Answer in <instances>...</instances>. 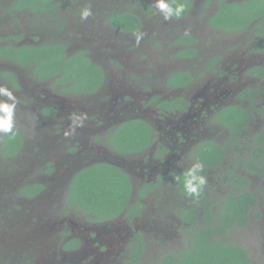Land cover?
I'll return each mask as SVG.
<instances>
[{
  "label": "flooded vegetation",
  "instance_id": "1",
  "mask_svg": "<svg viewBox=\"0 0 264 264\" xmlns=\"http://www.w3.org/2000/svg\"><path fill=\"white\" fill-rule=\"evenodd\" d=\"M188 1L191 6L187 14L174 20H185L196 7L193 1ZM220 1L216 0V8L207 18L209 25ZM119 4V0H0V49L60 42L66 56L81 55L87 59L84 63L96 67L101 76L99 85L92 92L64 91L59 74L43 77L34 73L35 61L21 66L15 60L0 56V86L9 88L17 98L14 131L22 139L14 155L0 157L10 159L24 150L35 151L41 163L53 165V169L48 170L44 166L39 182L34 179L22 182L21 192L29 184L37 182L42 185L37 198L45 191L56 192L65 198L78 171L99 163L112 164L110 160L118 163L115 166L130 181V207L124 213L99 221L86 215L85 223L72 226L61 221L59 227L52 229L59 239L57 251L60 257L56 264H71L69 258H78L79 261L97 258L104 251L113 256L125 253L130 256L136 236L140 235L144 243L143 231L149 227L147 219V224H138L144 215V199L154 200V191L159 183H173V175L196 162L194 154L203 143H218L215 139L221 126L233 135L220 120V113L230 106L248 110L249 118L240 135L251 124L252 110L256 116L260 113L258 109L263 113L264 99L258 102L262 92L253 87L264 84L263 76L253 74L254 69H264L263 38L257 43L262 50L259 60L250 56L236 62L230 58V53H224L225 46L208 61L211 65L209 72L213 75L200 79L190 73L191 80L187 84L168 85L165 93L159 95L150 76L141 73L140 63L124 60V55L119 53L128 45L125 37L135 36L144 29L140 14L123 9ZM84 7H89L92 14L81 19L80 12ZM125 11H131L140 18L139 30H120L111 22L115 14ZM144 15H148L147 12ZM253 25L252 22L242 30L210 26L215 30L235 32L249 30ZM68 39L70 43L66 41ZM193 47L197 50L196 43ZM241 54L248 55L245 51ZM208 76L213 81L208 80ZM141 78L146 79V83H142ZM47 83L57 88L47 86ZM211 88H215L217 93L211 94ZM60 89L72 94V98L62 95ZM253 89L256 91L254 99L246 96ZM0 100H7V97L0 95ZM124 127H147L146 146L116 150L113 140ZM257 130L264 132V126ZM177 161H180V166H177ZM61 168L68 173L59 180ZM45 177L49 182H45ZM132 209L137 213L132 214ZM121 217L128 220L122 228L111 224L112 220ZM122 232L125 235L111 244L104 240L103 234L111 237L115 234L120 236Z\"/></svg>",
  "mask_w": 264,
  "mask_h": 264
},
{
  "label": "rangeland",
  "instance_id": "2",
  "mask_svg": "<svg viewBox=\"0 0 264 264\" xmlns=\"http://www.w3.org/2000/svg\"><path fill=\"white\" fill-rule=\"evenodd\" d=\"M119 1V7L140 14L144 23V29L140 33L125 37V43L129 46L124 47L123 52L119 53L124 55V60L132 59L140 63L141 73H145L146 77L150 76L152 85L159 95L167 90V78L174 72L187 71L200 79L208 74L213 75L209 72L211 65L208 61L215 58L225 46L227 48L223 50L224 53H230V58L236 62L241 61L242 57L250 56L259 60L262 54L257 43L264 38V25L254 23L249 30L224 32L215 30L208 24L207 18L216 8V0H191L196 7L182 21H176L174 18L164 20L160 12L154 8V0ZM146 7L151 8L150 16L144 15ZM182 35H191L196 39L195 57L184 58L179 55L182 47L175 41ZM66 41L71 42L69 39ZM243 51L248 55H242ZM210 77L207 79L213 81ZM140 80L146 83V79ZM253 87L262 92V98L258 101L261 103L264 99V84H256ZM193 88L196 89L194 86ZM209 91L211 94L217 93L215 88ZM60 92L65 97L72 98V94L61 89ZM254 112L252 110L251 124L248 125L246 132L238 137L220 127L215 141L225 144V158L218 167L210 168L206 172V178L210 186L209 194L216 200H221L222 196L233 192L234 184L230 181L233 171L246 178L248 182L246 188L256 196L257 206L250 212L247 226L233 228L228 237L247 249L251 264H264V132L260 133L261 130H257L258 127L264 126V112L257 113L258 116ZM260 136L262 143L257 142ZM260 143L262 149L260 170H249L244 166L246 158L259 147ZM36 155L35 151L24 150L10 159L0 157V219L5 221L0 220V264H56L60 257L57 251L59 239L53 234L52 229L59 227L61 221L72 226L85 223L86 215L69 209L64 195L59 196L52 191H45L39 198L33 199L22 195L20 190L22 182L26 180L29 182L32 179L38 181L44 166L46 170L53 169L52 164L44 165L41 158ZM19 162L20 164H17ZM59 171V180L67 176L65 168ZM45 182H49L46 177ZM154 193H156L154 200L144 199V215L138 222L140 225L146 223V219L149 222L148 229L143 231L145 238L140 264H157L165 254L186 250L193 227L180 221L178 214L180 210L189 207L202 208L201 202L180 194L172 182L159 183ZM88 217L92 219V216ZM126 223L128 220L125 217L111 221V224L118 228H122ZM111 224H107L108 228H112ZM123 235L125 233L122 232L120 236L115 234L109 237L103 234V237L111 244ZM109 250L108 245L107 251ZM128 257V253L113 256L112 253L104 251L97 258L81 261L78 258H69L68 261L71 264H91V261L96 264H125Z\"/></svg>",
  "mask_w": 264,
  "mask_h": 264
},
{
  "label": "trees",
  "instance_id": "3",
  "mask_svg": "<svg viewBox=\"0 0 264 264\" xmlns=\"http://www.w3.org/2000/svg\"><path fill=\"white\" fill-rule=\"evenodd\" d=\"M178 2L186 4L185 16L191 2L188 0H178ZM144 10L148 15L152 13L150 7ZM111 22L115 27L124 31H137L141 28L140 18L131 11L115 14ZM252 22L264 25V0H221L218 11L209 19L210 25L214 28L226 30L246 29ZM175 42L182 47L178 52L180 56L193 58L197 55V50L193 47L196 43L194 37L182 35ZM261 47H264V38ZM63 49L64 46L60 42H51L37 46L0 49V56L15 60L21 66L35 61L37 67L33 71L43 77L59 74L60 84L64 91L92 92L101 79L97 68L88 63L85 64L87 59L81 55L66 56ZM253 74L264 77V69H254ZM190 80V73L176 72L169 77L168 85L183 86ZM255 93L253 89V91H248L246 96L254 99ZM163 105L166 104L163 103ZM257 111L261 112L260 109ZM248 118V110L238 106H230L220 113V120L237 137L240 136L241 129L245 127ZM14 133V135L0 133V154L2 156L14 155L21 146L20 134L15 131ZM148 136L147 127L136 129L124 127L119 130L113 140V146L118 151H125L139 145L142 148L146 146ZM257 140H259L258 143H262V136ZM261 143L246 158L244 166L249 170H260L262 165ZM225 154V145L212 141L203 143L194 154L196 161L199 160L204 165L201 174L206 177L207 169L218 167L224 160ZM182 173L176 174L180 175V181L174 178L176 175H173L171 179L180 194L191 198L184 193ZM230 177H232L230 181L234 184L233 192H228L222 196L221 200L210 196V186L206 178L207 184L200 197L191 198L201 202L202 208L193 206L180 210L178 214L183 223L193 227L188 248L182 252H170L163 255L157 264H251L247 249L231 241L228 236L233 228L247 226L250 219L249 214L257 206V199L246 188L248 182L244 176L233 171ZM41 189L42 185L36 182L26 186L22 194L27 198H33ZM130 195L131 186L127 175L113 164L99 163L85 167L75 174L65 195V202L69 209L90 215L95 221H99L112 218L128 210ZM131 212L134 214L137 210L132 209ZM71 242L73 241L69 243ZM69 243L66 244V248L69 247ZM143 247V239L137 235L135 246L126 264H140Z\"/></svg>",
  "mask_w": 264,
  "mask_h": 264
},
{
  "label": "clouds",
  "instance_id": "4",
  "mask_svg": "<svg viewBox=\"0 0 264 264\" xmlns=\"http://www.w3.org/2000/svg\"><path fill=\"white\" fill-rule=\"evenodd\" d=\"M154 8L160 12L164 20H168L184 16L186 4L178 2V0H154ZM91 14L89 7H84L80 12L81 19H86ZM137 42H139V36ZM0 95L7 97V100H0V133L14 135V114L16 113L17 98L9 88L4 86H0ZM8 101H11V103ZM73 123H76V121H73ZM177 166H180V161H177ZM203 170L204 165L199 160L183 170L184 193L193 199L200 197L207 184L205 175L201 174ZM174 178L177 181L181 180L180 175H176Z\"/></svg>",
  "mask_w": 264,
  "mask_h": 264
},
{
  "label": "water",
  "instance_id": "5",
  "mask_svg": "<svg viewBox=\"0 0 264 264\" xmlns=\"http://www.w3.org/2000/svg\"><path fill=\"white\" fill-rule=\"evenodd\" d=\"M109 162L112 163V164H114V165H118V163L115 162V161H113V160H110Z\"/></svg>",
  "mask_w": 264,
  "mask_h": 264
}]
</instances>
